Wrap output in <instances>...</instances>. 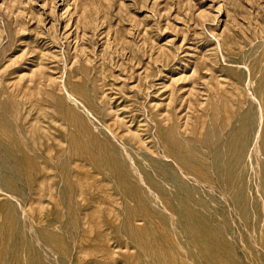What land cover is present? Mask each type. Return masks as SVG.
<instances>
[{
	"label": "rangeland",
	"instance_id": "rangeland-1",
	"mask_svg": "<svg viewBox=\"0 0 264 264\" xmlns=\"http://www.w3.org/2000/svg\"><path fill=\"white\" fill-rule=\"evenodd\" d=\"M0 39V264H264V0H0Z\"/></svg>",
	"mask_w": 264,
	"mask_h": 264
},
{
	"label": "bare ground",
	"instance_id": "bare-ground-1",
	"mask_svg": "<svg viewBox=\"0 0 264 264\" xmlns=\"http://www.w3.org/2000/svg\"><path fill=\"white\" fill-rule=\"evenodd\" d=\"M136 32H137V31H136ZM136 32H135V33H136ZM97 35H98V34H97ZM97 35H94V36H97ZM135 35H136V34H135ZM92 37H93V36H92ZM0 40H1V39H0ZM131 43H132V42H131ZM16 48H17V47H16ZM136 49H137V48H136ZM138 49H139V48H138ZM140 51H141V50H140ZM136 57H137V56H136Z\"/></svg>",
	"mask_w": 264,
	"mask_h": 264
}]
</instances>
